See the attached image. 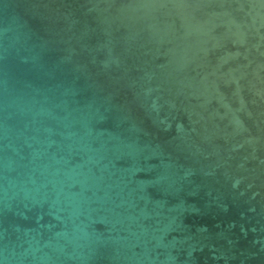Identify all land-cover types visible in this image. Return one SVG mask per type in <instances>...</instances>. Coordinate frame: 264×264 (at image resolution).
Listing matches in <instances>:
<instances>
[{"label": "water", "instance_id": "95a60500", "mask_svg": "<svg viewBox=\"0 0 264 264\" xmlns=\"http://www.w3.org/2000/svg\"><path fill=\"white\" fill-rule=\"evenodd\" d=\"M0 264H264V0H0Z\"/></svg>", "mask_w": 264, "mask_h": 264}]
</instances>
